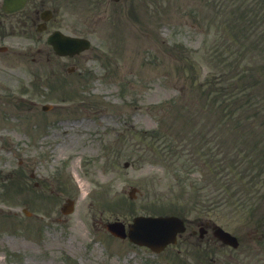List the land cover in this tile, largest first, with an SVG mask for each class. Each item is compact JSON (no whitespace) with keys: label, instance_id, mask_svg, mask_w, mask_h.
Here are the masks:
<instances>
[{"label":"rangeland","instance_id":"obj_1","mask_svg":"<svg viewBox=\"0 0 264 264\" xmlns=\"http://www.w3.org/2000/svg\"><path fill=\"white\" fill-rule=\"evenodd\" d=\"M206 2L113 3L103 30L87 35L92 47L65 58L70 70L48 51L39 62L0 53V116L21 119H0V264H264V170L251 181L249 162L264 151V0ZM196 176L200 192L219 183L226 194L205 212L183 210L181 180L195 191ZM66 198L75 207L63 215ZM162 203L209 217L241 245L184 235L153 255L124 251L103 229Z\"/></svg>","mask_w":264,"mask_h":264},{"label":"water","instance_id":"obj_2","mask_svg":"<svg viewBox=\"0 0 264 264\" xmlns=\"http://www.w3.org/2000/svg\"><path fill=\"white\" fill-rule=\"evenodd\" d=\"M65 39L69 44V50L67 53H74V51L76 52L81 47H85L87 45V42L82 39H74L68 37H65ZM63 51L64 49L61 48V53H64ZM157 221L158 220L137 218L135 220L134 226H132L130 229V238H134L140 242L147 241L150 245H156L158 248L161 247L167 240H169L170 227L163 229L161 226V222L157 223ZM144 222L145 224H143ZM108 227L114 233L123 235L121 228L116 224H109ZM215 233L223 241L235 244L234 237L229 235L228 233L223 232L220 229L216 230Z\"/></svg>","mask_w":264,"mask_h":264},{"label":"flooded vegetation","instance_id":"obj_3","mask_svg":"<svg viewBox=\"0 0 264 264\" xmlns=\"http://www.w3.org/2000/svg\"><path fill=\"white\" fill-rule=\"evenodd\" d=\"M40 2L41 0H32L31 4L29 5V0H28L27 5L25 6L24 9L20 11V14L23 15L25 12V14L29 16L32 13L34 17L38 18V15L40 13V8H39V5L41 4Z\"/></svg>","mask_w":264,"mask_h":264}]
</instances>
